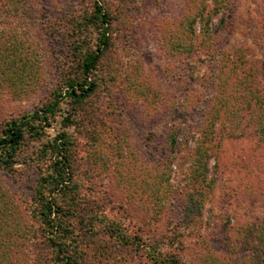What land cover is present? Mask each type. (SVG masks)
Instances as JSON below:
<instances>
[{
  "label": "rangeland",
  "instance_id": "rangeland-1",
  "mask_svg": "<svg viewBox=\"0 0 264 264\" xmlns=\"http://www.w3.org/2000/svg\"><path fill=\"white\" fill-rule=\"evenodd\" d=\"M90 1L24 0L14 14L18 24L4 19L5 29L12 28L25 51L22 58L16 56L21 60L12 83L0 90V125L59 102L48 124L39 126L40 136L25 140L13 171H0V192L13 205L12 225L33 223L29 199L50 165V148L45 147V155L41 148L65 134L73 141L80 193L98 204L103 219L118 222L138 245L148 247L129 255L128 241L112 235L105 242L111 248L108 264H157L153 254L176 256L179 264H204L208 250L215 264H252L248 248L256 243L253 229L264 214V143L252 132L218 141L219 154L207 164V179L216 181L209 188L193 180L188 149L171 154L167 148L172 128L188 123L197 132L212 102L207 81L211 65L202 52L195 55L199 62L169 52L176 51L172 42L182 38L178 22L186 17L188 0H111L116 13L113 44L93 76L94 92L77 104L59 90L73 61L63 29L65 18ZM263 23L264 0H232L228 21L215 36L217 52L233 65L237 78L230 86L236 83V89L242 87V73L251 72L264 93ZM195 28L199 32V25ZM42 41L45 50L39 51ZM246 61L250 65L243 66ZM232 112L222 107L218 115L229 124L239 119L243 127L241 116ZM139 181L148 184L150 197L136 188ZM187 198L194 214L190 226L181 218ZM99 236L89 241L94 239L95 245ZM29 246L12 245L20 264H32V256L25 255ZM231 255L237 259L229 260Z\"/></svg>",
  "mask_w": 264,
  "mask_h": 264
},
{
  "label": "trees",
  "instance_id": "trees-1",
  "mask_svg": "<svg viewBox=\"0 0 264 264\" xmlns=\"http://www.w3.org/2000/svg\"><path fill=\"white\" fill-rule=\"evenodd\" d=\"M206 1L188 0L186 17L178 22L181 31L178 35L182 38H177L179 43L176 40L175 43L172 42L173 45L170 46L176 51L169 52L184 55L188 62H199L200 59L196 60L195 55L202 52L211 65L207 81L210 82L212 102L210 101L209 112L197 132L193 131V127L188 123L172 128L167 138V148L171 154L179 152L183 147L188 149L191 152L189 156L193 180L198 182V186L209 188L216 181L215 178L207 179V164L214 154H219L218 141L252 132L259 142L264 143V93L260 91L262 83L256 81L258 77L251 72L249 75L242 73L240 89H236V83L230 86L233 78L236 79L237 76L232 71L233 65L229 57L224 58L225 55L217 52L219 50H216L215 36L219 28L228 21L232 0H209L210 6H205ZM23 3L24 0H0V90L12 83L21 60L16 56L22 58L21 51H25L12 28L8 32L5 29L7 22L4 19H8L11 25L18 24L14 14L18 12L19 4ZM112 3L111 0H91L76 14L65 18L63 34L67 36L73 61L67 66L70 71L66 70V77L60 82L59 90L65 92V95L77 104L84 102L94 92L97 83L93 76L113 44L111 32L114 30L116 13ZM213 18H218L215 19L216 23H213ZM196 25H199V32L195 30ZM260 28L264 29V23ZM175 34L177 36V32ZM42 43L43 41L37 47L39 51L45 50ZM241 64L247 66L250 62ZM71 75L73 77H70ZM58 103L57 101L46 106L41 113L34 112L0 125L1 172L6 175L13 171L25 140L40 136L39 126L42 123L48 124L49 117L56 111ZM222 107L228 110L229 114L232 111L237 112L242 118L243 127L239 119L234 124L224 123L218 115ZM252 113L258 115L249 122L247 120ZM244 115V119L247 117L245 120ZM45 147L50 148V165L48 172L38 177L29 199L28 212L33 220L31 225L27 223L20 226L19 222L12 225L14 218L9 214L13 207L10 196L6 194V197H2L6 192H0V264L23 262L12 253L11 247L15 242L30 244L25 255L32 256V264H108L111 248L105 245V242L109 241L112 235L128 241L129 255L136 250H146L148 247L145 243L138 245L136 237L129 232L125 234L118 222L103 219V212L98 210V204L87 201L85 195L80 193L81 177L79 178L74 166L75 151L70 136L58 135L51 143L47 142V146L41 148L44 155L48 154ZM135 186H140L142 195L150 197L145 181H139ZM157 190L159 192V189ZM190 190L194 191L192 186ZM187 199L189 202L184 199L182 201L181 218L184 225L190 226L194 214L190 213L192 201ZM253 231L256 243L248 248L251 252L248 257L252 264H259L264 262V214ZM98 234H101L97 237L98 243L93 245L94 239L92 242L89 240ZM134 245H138L135 251ZM43 250H47L46 259H42ZM204 253V264H215L211 252L208 250ZM152 256L154 259L150 257L151 260L157 264H179L176 256ZM228 259L232 261L237 258L231 255Z\"/></svg>",
  "mask_w": 264,
  "mask_h": 264
}]
</instances>
